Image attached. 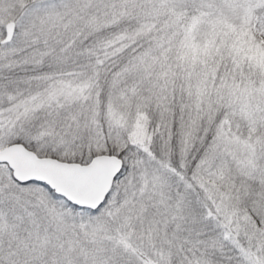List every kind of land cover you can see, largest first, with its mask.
Instances as JSON below:
<instances>
[{"label":"snow or ice","instance_id":"1","mask_svg":"<svg viewBox=\"0 0 264 264\" xmlns=\"http://www.w3.org/2000/svg\"><path fill=\"white\" fill-rule=\"evenodd\" d=\"M0 264H264V0H0Z\"/></svg>","mask_w":264,"mask_h":264}]
</instances>
